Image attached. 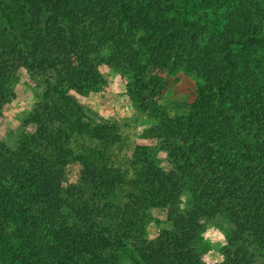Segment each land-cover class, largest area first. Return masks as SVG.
Masks as SVG:
<instances>
[{
	"label": "trees",
	"instance_id": "1",
	"mask_svg": "<svg viewBox=\"0 0 264 264\" xmlns=\"http://www.w3.org/2000/svg\"><path fill=\"white\" fill-rule=\"evenodd\" d=\"M154 2L0 0V111L17 69L42 74L43 99L51 100L28 117L34 132L18 152L0 148V264H203L204 219L230 227L218 264L260 258L264 91H257L248 56L233 50L264 57V37L231 29L212 52L186 37L185 21L158 22ZM249 13L240 7L236 16L247 21ZM168 63L200 81L180 113L154 114L152 134L168 171L139 148L127 163L117 161L115 129L84 122L74 97L101 85L104 64L130 75L145 112L155 95L144 93L146 66ZM72 162L80 170L68 184L64 169ZM153 208L165 210L168 228L148 240Z\"/></svg>",
	"mask_w": 264,
	"mask_h": 264
},
{
	"label": "rangeland",
	"instance_id": "2",
	"mask_svg": "<svg viewBox=\"0 0 264 264\" xmlns=\"http://www.w3.org/2000/svg\"><path fill=\"white\" fill-rule=\"evenodd\" d=\"M158 9V22L185 21L190 30L186 37L215 51L216 44L231 29L255 32L264 37V0H154ZM249 11L250 19L243 21L236 16L238 9ZM90 31V30H89ZM138 33L136 36H145ZM107 51L103 54L106 55ZM170 56L172 53L159 52ZM233 53L248 56L252 73L259 83L257 91L264 90V57L253 49L238 50ZM171 63V62H170ZM170 63L160 67L146 66L144 77L147 81V92L155 91L149 100L148 110L138 107L133 95L130 75L117 71L104 64L98 66L102 83L94 91L74 97V112L84 122L92 125H108L115 129L121 144L115 147L113 156L117 161L128 162L138 148L147 153L156 167L166 172L169 169L168 158L162 151L160 142L153 136L152 130L158 120L154 117L180 113L195 89L200 85L199 78L185 72L183 68H174ZM246 71V70H245ZM154 78L153 82L149 79ZM44 76L38 72L17 69L8 88L3 91L4 104L0 111V148L16 153L34 132L28 117L43 99ZM148 100V102H149ZM152 111V112H150ZM79 142L69 145L74 154ZM79 166L76 162L68 164L65 179L68 184L77 181ZM181 207H186L188 196L180 198ZM185 205V206H184ZM148 223L145 227L146 238L153 240L158 233L168 228L166 212L162 208L149 209ZM200 260L203 264H218L223 260L222 252L229 242L230 227L221 219H204L199 222ZM256 264H264V249Z\"/></svg>",
	"mask_w": 264,
	"mask_h": 264
}]
</instances>
